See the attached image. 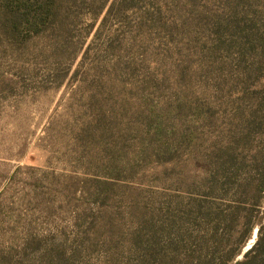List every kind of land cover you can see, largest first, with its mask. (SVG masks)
I'll return each instance as SVG.
<instances>
[{
  "label": "rangeland",
  "instance_id": "1",
  "mask_svg": "<svg viewBox=\"0 0 264 264\" xmlns=\"http://www.w3.org/2000/svg\"><path fill=\"white\" fill-rule=\"evenodd\" d=\"M263 73L264 0H0V264H186L242 242L207 211L208 164L233 126L264 128Z\"/></svg>",
  "mask_w": 264,
  "mask_h": 264
},
{
  "label": "trees",
  "instance_id": "2",
  "mask_svg": "<svg viewBox=\"0 0 264 264\" xmlns=\"http://www.w3.org/2000/svg\"><path fill=\"white\" fill-rule=\"evenodd\" d=\"M43 9L44 7L39 8L32 19V25L36 29L31 32L33 36H41L43 31L37 30L40 24H48L57 15L53 12L51 16L47 14V11L43 12ZM25 16L26 14H23L22 18ZM258 87L260 89L259 108H264V73L263 76L259 75ZM244 117L252 119L254 117L253 111L248 112V114L245 112ZM256 123L257 119L255 118L254 125L248 124L243 129L241 137L236 134L239 129L233 124L236 127L232 125V129L236 131L230 134L232 141L230 140L227 146L220 150L213 147L208 164V189L214 196H211L213 199L211 206L209 208H207L208 205L206 206L207 211L209 214H216L219 225H228L231 236H235L236 239L242 242L225 245L224 248H227V250L223 252H221L222 250H213L211 254L198 256V261H192L189 252L185 256L186 264H230L234 262L237 257L238 246L249 239L254 225L260 227L257 241L253 248L244 255L243 260L238 261L236 264H264V215L260 217L257 223L253 222L255 215H258L264 205V128H255ZM253 131H256L258 136L254 135L255 132ZM251 137H253V140ZM236 168L237 171L233 173L232 170H236ZM241 168L244 169V172L239 175L238 169L241 170ZM229 184L233 191L232 194L228 191V188H225ZM198 199L201 198L188 200L194 203L197 209L196 212L184 209L181 225L187 224L188 220L191 221L193 218L197 219L199 213H201L202 201L207 199H202V201ZM204 202L206 203V201ZM187 232L186 229L183 242L184 246L188 247L189 235L187 236ZM214 244L216 246H213V248L224 246L223 241L219 238ZM216 251L220 252L218 257H214Z\"/></svg>",
  "mask_w": 264,
  "mask_h": 264
}]
</instances>
